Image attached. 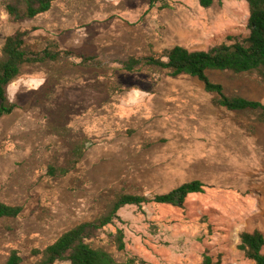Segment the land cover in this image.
I'll return each instance as SVG.
<instances>
[{"label":"rangeland","instance_id":"1","mask_svg":"<svg viewBox=\"0 0 264 264\" xmlns=\"http://www.w3.org/2000/svg\"><path fill=\"white\" fill-rule=\"evenodd\" d=\"M148 1L57 0L47 12L15 20L0 0V51L6 36L26 30L32 49L54 40L101 64L84 65L78 57L24 64L7 86L17 107L0 117V202L22 209L0 218V264L12 250L21 264L34 262L33 249L98 217L120 194L151 198L193 180L204 190L188 194L182 206L122 207L92 246L118 262L200 264L208 255L212 264H253L238 244L243 231L264 236V123L214 106V94L194 77L148 66L121 69L130 56L158 55L173 45L207 49L227 35H246L247 3L214 0L204 8L198 0H156L148 8ZM207 75L226 95L264 104L256 74ZM79 143L75 167L47 176L49 165L68 164ZM117 230L123 250L113 242Z\"/></svg>","mask_w":264,"mask_h":264},{"label":"trees","instance_id":"2","mask_svg":"<svg viewBox=\"0 0 264 264\" xmlns=\"http://www.w3.org/2000/svg\"><path fill=\"white\" fill-rule=\"evenodd\" d=\"M57 0H6L5 9L15 19L33 18L47 12ZM219 2L221 0H218ZM248 6L244 36L227 35L225 40L207 49H188L181 45H173L158 55L146 57L130 56L121 62V69L127 73L138 71L142 66L156 67L166 70L168 75H188L196 78L207 93L214 94L211 103L232 112H249L254 120L264 123V104L257 100L245 98L238 94L226 95L220 83L210 80L207 71H230L234 74H256L260 83L264 84V0H245ZM214 0H198L201 7L207 8ZM156 0L148 1V8L155 6ZM166 2L162 8L167 7ZM26 30H16L6 36L0 51V117L10 114L16 102L8 100L6 88L19 74L24 64L53 62L63 58L78 57L84 65L100 66L96 56L76 55L73 51L61 49L54 40L48 41L41 49H32L25 42ZM72 158L66 166L49 165L46 175L50 177L65 176L78 163L83 144L72 148ZM204 184L198 180L189 181L167 193L156 194L147 198L139 194H120L107 207L106 211L89 221H82L64 231L52 243L42 249H33L32 255L37 259L30 264H144L135 257L118 262L112 253L100 247H93L91 240L99 230L118 219V211L126 205L141 206L142 203L155 202L182 206L190 193H201ZM20 205H9L0 202V218L16 217L21 212ZM238 248L244 252L245 258L253 264H264V236L258 230L243 231L239 234ZM113 242L117 250L124 249L123 233L117 230ZM21 257L12 250L5 264H21ZM200 264H212L211 257L205 255Z\"/></svg>","mask_w":264,"mask_h":264},{"label":"bare ground","instance_id":"3","mask_svg":"<svg viewBox=\"0 0 264 264\" xmlns=\"http://www.w3.org/2000/svg\"><path fill=\"white\" fill-rule=\"evenodd\" d=\"M248 203H249V202H248ZM250 204H251V203H250ZM241 206H242V205H241ZM247 207H248V206H247ZM247 207H246V208H247ZM238 208H239V207H238Z\"/></svg>","mask_w":264,"mask_h":264}]
</instances>
